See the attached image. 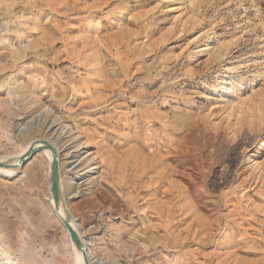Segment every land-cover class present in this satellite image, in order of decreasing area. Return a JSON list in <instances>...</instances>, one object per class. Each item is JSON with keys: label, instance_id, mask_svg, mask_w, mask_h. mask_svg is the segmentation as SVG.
<instances>
[{"label": "rangeland", "instance_id": "1", "mask_svg": "<svg viewBox=\"0 0 264 264\" xmlns=\"http://www.w3.org/2000/svg\"><path fill=\"white\" fill-rule=\"evenodd\" d=\"M58 122L95 264H264V0H0V158ZM48 165L0 172V264H75Z\"/></svg>", "mask_w": 264, "mask_h": 264}, {"label": "bare ground", "instance_id": "2", "mask_svg": "<svg viewBox=\"0 0 264 264\" xmlns=\"http://www.w3.org/2000/svg\"><path fill=\"white\" fill-rule=\"evenodd\" d=\"M50 115H52V114H51V110L48 107L43 108L36 115L37 117L45 116L46 118L50 119V123L51 124L48 126L47 129L52 128L53 125H55V123H56L54 120H52V118H51L52 116H50ZM57 124L59 125V127H58L59 130L56 129V133H55L57 135V137H58L57 139L50 138V137H44V138H36V139H33V140L29 141L17 155L9 157V158H0V162H10L11 163V166H9V167H0V172L4 173L5 175H11V174L15 173L17 170L21 169L24 165L22 167H13V166L19 165L20 157L28 150V148L30 147L31 144H33V143H35L37 141L38 142H42V141L45 140V141H48V142L52 143L53 145H55L57 147L58 151H59V161H60L61 160L62 149H61L59 143H60V141L62 139L63 133L65 131H68V132L71 133V130H70L68 125H65L62 122H58ZM21 130H24V129H21ZM72 134L74 135L75 133H72ZM74 140H75V143H76L74 145L75 149H72V151H70L68 153V158L70 159L69 160V164H68L69 170H72V169L76 168L77 166H79L81 164H86V167H87L86 170L84 172H82L81 174H78V176L86 175L93 182V180H96L97 176L93 177L90 174H94L93 171L97 168V166H96L97 165V156L94 153H92V152H90L88 150V147H90V144H87L86 142H81L82 140L80 141L78 139V136H75ZM41 152L43 154H45L47 156V158H48V161H49L48 172H49V179H50V167H51V161L53 159L52 152L49 149H44ZM26 160L29 161L28 159H26ZM60 177H61V171H60ZM49 182H50L49 186H48V191H49V194H50V197H49V200H48L49 201V207H50V210L53 213V215L58 219L60 224L64 227V225H63V223L61 221V216L64 215V213H63L62 208L60 209V213H57L55 211L54 200H53V197H52V194H51V189H50L51 188V181H49ZM78 183H79L78 180H77V182L74 183V185H75L74 189L78 188ZM63 186H64L63 182L60 181L61 196L66 202V197H65V194H64V187ZM66 206L69 209V207L67 205V202H66ZM71 223L75 227V229L77 230L82 244L87 248V251H88V243L82 238V236L80 234V231H79L78 224L74 220L73 215H72ZM65 230H66V232L68 234V231H67L66 228H65ZM68 239H69V242L71 243V248H72V252H73V259H74L75 264H84L82 253L70 241L69 235H68ZM89 259H90V264H95L94 263L95 261H93V259H92V257L90 255H89Z\"/></svg>", "mask_w": 264, "mask_h": 264}, {"label": "water", "instance_id": "3", "mask_svg": "<svg viewBox=\"0 0 264 264\" xmlns=\"http://www.w3.org/2000/svg\"><path fill=\"white\" fill-rule=\"evenodd\" d=\"M44 149H49L52 152V161L50 167V181H51V194L54 200V208L57 213H60L62 208L64 215L61 216V221L64 227L68 231L70 241L76 246V248L82 253L84 264H90L89 254L87 248L82 244L79 234L75 227L71 223L72 214L66 206L65 200L61 196L60 188V161L59 151L55 145L48 141L35 142L30 145L28 150L20 157L19 165L13 167H22L26 163V159L30 160L36 153L41 152ZM10 162H0V167H9Z\"/></svg>", "mask_w": 264, "mask_h": 264}]
</instances>
